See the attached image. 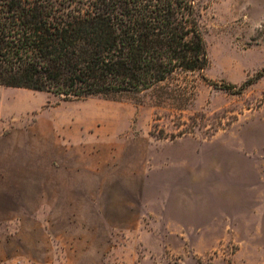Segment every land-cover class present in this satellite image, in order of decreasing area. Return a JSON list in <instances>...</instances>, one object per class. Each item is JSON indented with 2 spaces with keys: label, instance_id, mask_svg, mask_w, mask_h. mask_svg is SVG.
<instances>
[{
  "label": "rangeland",
  "instance_id": "1",
  "mask_svg": "<svg viewBox=\"0 0 264 264\" xmlns=\"http://www.w3.org/2000/svg\"><path fill=\"white\" fill-rule=\"evenodd\" d=\"M204 6L203 74L240 85L264 67V0ZM4 90L48 98L53 114L100 111L108 150L37 173L34 194L5 183L0 264H264V77L242 93L181 71L109 97ZM38 108L0 126L34 129Z\"/></svg>",
  "mask_w": 264,
  "mask_h": 264
},
{
  "label": "trees",
  "instance_id": "2",
  "mask_svg": "<svg viewBox=\"0 0 264 264\" xmlns=\"http://www.w3.org/2000/svg\"><path fill=\"white\" fill-rule=\"evenodd\" d=\"M204 0H0V85L66 99L140 92L178 72L220 84L210 64L201 18Z\"/></svg>",
  "mask_w": 264,
  "mask_h": 264
},
{
  "label": "crops",
  "instance_id": "3",
  "mask_svg": "<svg viewBox=\"0 0 264 264\" xmlns=\"http://www.w3.org/2000/svg\"><path fill=\"white\" fill-rule=\"evenodd\" d=\"M7 91L4 90V96H0V118H15V110L28 113L37 106L39 108L35 114L34 129L15 125V122L0 126V210L9 209L2 201V195L7 193L4 191L5 183L16 190L19 186L17 182L26 179V189L25 185H21V192L18 193L26 191L25 194H34L29 191V184L38 176L37 173L50 172L53 166L72 169L66 164L67 156L72 153L79 154L76 163H80L93 151V154L103 155L108 150V147L97 143L101 138L98 123L102 115L100 111L86 114L75 110L53 114L48 111V107L53 106L48 98L44 97L43 103L39 101L41 96L21 92L23 94H19L14 101Z\"/></svg>",
  "mask_w": 264,
  "mask_h": 264
}]
</instances>
